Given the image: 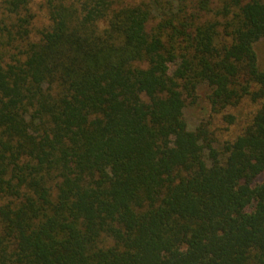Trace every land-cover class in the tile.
I'll use <instances>...</instances> for the list:
<instances>
[{
    "label": "trees",
    "instance_id": "obj_1",
    "mask_svg": "<svg viewBox=\"0 0 264 264\" xmlns=\"http://www.w3.org/2000/svg\"><path fill=\"white\" fill-rule=\"evenodd\" d=\"M35 1L0 0V264H264V0Z\"/></svg>",
    "mask_w": 264,
    "mask_h": 264
},
{
    "label": "rangeland",
    "instance_id": "obj_2",
    "mask_svg": "<svg viewBox=\"0 0 264 264\" xmlns=\"http://www.w3.org/2000/svg\"><path fill=\"white\" fill-rule=\"evenodd\" d=\"M39 2L40 0H36L33 4V7L36 8L37 13L40 14ZM38 21L39 23L43 21V15L38 19ZM255 49L258 54L259 66L264 69V39H261L260 41L255 43ZM198 93V102L194 105H187L185 108V117L190 129H194L196 127L200 118L205 112L204 109H206L208 105L207 94L209 93V90L205 86H203L200 87ZM259 106L260 103L245 99L238 106L233 107L231 111L236 114L238 123L233 127V131H227V129H223L222 133H219L220 140H233L235 139L236 135L241 134L240 132L242 128H244V126H247V124H249L253 120L255 113L259 109ZM263 176L264 174L260 176L258 180H261Z\"/></svg>",
    "mask_w": 264,
    "mask_h": 264
}]
</instances>
